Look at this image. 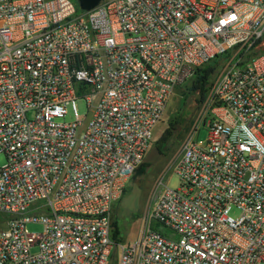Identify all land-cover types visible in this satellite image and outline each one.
Returning <instances> with one entry per match:
<instances>
[{"label": "built area", "instance_id": "1", "mask_svg": "<svg viewBox=\"0 0 264 264\" xmlns=\"http://www.w3.org/2000/svg\"><path fill=\"white\" fill-rule=\"evenodd\" d=\"M263 38L264 0H0V264H109L114 246L116 264H264ZM218 58L178 186L160 178L136 239L113 240L171 95Z\"/></svg>", "mask_w": 264, "mask_h": 264}, {"label": "rangeland", "instance_id": "2", "mask_svg": "<svg viewBox=\"0 0 264 264\" xmlns=\"http://www.w3.org/2000/svg\"><path fill=\"white\" fill-rule=\"evenodd\" d=\"M222 62V58L213 62L215 72L203 99L196 91L192 90V77L181 86H177L171 95L162 120L156 126L148 150L142 160L147 165L146 173L143 176H138L134 171L121 198L111 210V228H113L112 224L115 223L119 230L118 241L122 244L132 243L136 239L142 227L143 218L152 203L153 190L157 181L162 178L169 187L178 186L179 179L172 168L181 144L195 130H197L196 140L205 139L206 130L203 124L206 120L205 115L209 114L207 112L209 92L212 81L223 66ZM76 108L79 115L87 114L83 99L76 101ZM73 119L72 110L69 108L68 115L62 119V122H70ZM4 162V156H0V164L2 165ZM230 215L236 217L238 212L233 209L230 211ZM26 228L31 232L41 231V226L38 224H28ZM116 260L117 250L114 246L111 250L109 264H116Z\"/></svg>", "mask_w": 264, "mask_h": 264}, {"label": "trees", "instance_id": "3", "mask_svg": "<svg viewBox=\"0 0 264 264\" xmlns=\"http://www.w3.org/2000/svg\"><path fill=\"white\" fill-rule=\"evenodd\" d=\"M264 52V38L260 41H258V44L255 48V53L260 54ZM217 59L213 60L212 62L208 63L207 65H204L200 68H197L193 71V74L188 78H193L192 82V90L196 91L200 98L203 99L205 96V93L207 92V87L211 84V78L214 75L215 67H213V62H215ZM187 79V80H188ZM185 80L184 82H186ZM183 82V83H184ZM183 83H181L179 86H181ZM146 167L147 165L145 163H141L136 169L135 174L138 176H143L146 173ZM125 190V189H124ZM112 238L115 241H118V235L119 230L115 223L112 224Z\"/></svg>", "mask_w": 264, "mask_h": 264}, {"label": "water", "instance_id": "4", "mask_svg": "<svg viewBox=\"0 0 264 264\" xmlns=\"http://www.w3.org/2000/svg\"><path fill=\"white\" fill-rule=\"evenodd\" d=\"M77 8L81 11H88L98 5L101 0H74Z\"/></svg>", "mask_w": 264, "mask_h": 264}]
</instances>
